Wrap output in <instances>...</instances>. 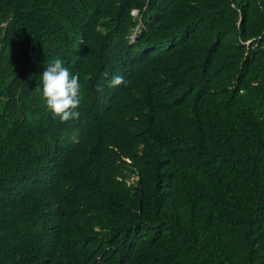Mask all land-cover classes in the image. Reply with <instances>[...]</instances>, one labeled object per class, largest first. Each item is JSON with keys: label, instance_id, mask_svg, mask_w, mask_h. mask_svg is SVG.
<instances>
[{"label": "trees", "instance_id": "trees-1", "mask_svg": "<svg viewBox=\"0 0 264 264\" xmlns=\"http://www.w3.org/2000/svg\"><path fill=\"white\" fill-rule=\"evenodd\" d=\"M0 264H264V0H0Z\"/></svg>", "mask_w": 264, "mask_h": 264}, {"label": "clouds", "instance_id": "clouds-1", "mask_svg": "<svg viewBox=\"0 0 264 264\" xmlns=\"http://www.w3.org/2000/svg\"><path fill=\"white\" fill-rule=\"evenodd\" d=\"M137 32L133 34L132 41ZM41 80L42 95L52 115L58 117L61 122L79 118L80 113L77 111L80 104L79 75L72 74L61 59L54 58L46 64ZM122 83V77L114 76L109 86L116 87ZM96 87L97 91H103V85L98 84Z\"/></svg>", "mask_w": 264, "mask_h": 264}, {"label": "rangeland", "instance_id": "rangeland-1", "mask_svg": "<svg viewBox=\"0 0 264 264\" xmlns=\"http://www.w3.org/2000/svg\"><path fill=\"white\" fill-rule=\"evenodd\" d=\"M133 14L135 15V14H136V11H134ZM135 32H137V30H136ZM133 36H134V35H132V38H133Z\"/></svg>", "mask_w": 264, "mask_h": 264}]
</instances>
